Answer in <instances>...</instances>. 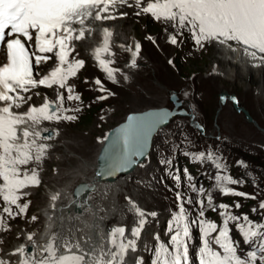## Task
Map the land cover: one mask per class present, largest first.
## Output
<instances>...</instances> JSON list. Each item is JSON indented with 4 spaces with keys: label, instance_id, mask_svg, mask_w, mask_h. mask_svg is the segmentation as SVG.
<instances>
[{
    "label": "snow or ice",
    "instance_id": "obj_1",
    "mask_svg": "<svg viewBox=\"0 0 264 264\" xmlns=\"http://www.w3.org/2000/svg\"><path fill=\"white\" fill-rule=\"evenodd\" d=\"M134 8V15H150L156 21L169 24L173 34L169 36V43L177 44V36L185 29L191 35L198 48L215 42L221 46L230 41L236 42L251 63L264 65V0H0V53H6V62L0 65V198L3 207L0 208V228H3L5 214L8 218H15L26 214L30 201L21 203L29 193L24 189L40 185L37 167L28 168L30 164L39 165L45 158L50 145L41 141L55 138L57 131L42 135L37 127L44 121L60 122L74 121L77 116L67 114L79 112V106L66 108V100L79 101L81 97L74 94V86L68 83L70 78L77 76L85 61L73 57L75 51L72 41L85 39V33H91L90 24L93 22L110 21L116 19L117 14L127 16V12H119L118 8ZM78 26V27H74ZM103 44L93 53L98 67L109 81L118 83L117 74L123 75L128 81L130 77L121 69L114 68L112 59L102 58V54L114 55L110 51V37L112 31L103 28ZM155 43L152 37H146ZM127 51L131 52V59L126 67L136 69L141 45L137 42ZM52 54V55H48ZM56 58V66L43 77L34 75V65H46ZM171 63V61H169ZM94 83L98 91L108 92L103 82L96 78ZM52 88L57 86L67 92L57 91L56 99L45 101L41 106L29 105L27 111H17L32 99L33 92L38 87ZM114 95V94H113ZM187 95V93H185ZM108 96H100L104 100ZM233 100L235 98H232ZM182 101L177 98L176 103ZM202 131V128H201ZM135 156H145L143 141H137ZM184 155L199 163L211 162L216 170L214 189L221 195L244 196L255 199L254 196L237 191L230 185H239L244 181L234 179L228 174V166L223 156L213 151L189 153ZM112 154L107 153L104 160L110 167ZM135 163V161H129ZM162 164H171V160H162ZM238 166L247 167V162L237 161ZM127 171V167L119 169ZM103 175V174H98ZM109 176L113 172H108ZM172 179L181 183L178 174L171 173ZM187 187L197 196L196 203L200 211L199 219H192L188 215L185 204L193 202L191 196L176 191L178 208L171 215L166 229L168 240L165 242L160 235L153 234L155 244L149 264H191L190 245L192 241V227L199 225L201 244L197 249L198 264H264V222L251 220L246 214L236 216L229 210L227 204H213V198L207 196V205L212 210L222 209L221 224L204 219L205 199L202 198L205 189L203 185L192 183L193 178L185 170ZM58 196H53L55 201ZM128 211L133 214L132 227H116L109 229V244L107 251L93 245L90 249L81 248L78 240L65 239L59 230L53 233L50 243L44 249L47 255L36 257L35 248L28 252L20 247L12 255L23 254L21 264H144L143 257H132L130 253L139 251V242L149 218H155V212H147L140 208L131 197H126ZM14 206V208H13ZM53 207L55 205L53 204ZM235 207L239 208L237 203ZM264 210V202L259 205ZM15 209V210H14ZM256 212L257 209H252ZM264 215V212L261 213ZM32 221L37 217L33 216ZM230 224H235L247 250L240 254V241L231 235ZM127 233V234H126ZM33 240V235H28ZM215 245L216 247H213ZM73 249H79L74 252ZM63 250L66 254H61ZM0 264H10L0 258Z\"/></svg>",
    "mask_w": 264,
    "mask_h": 264
},
{
    "label": "rangeland",
    "instance_id": "obj_2",
    "mask_svg": "<svg viewBox=\"0 0 264 264\" xmlns=\"http://www.w3.org/2000/svg\"><path fill=\"white\" fill-rule=\"evenodd\" d=\"M121 24L122 26H119V29H120L119 32H120V38L122 39H128L133 35H142L143 32H145L146 30H149L143 25V23L136 21V20L123 21L121 22ZM150 31L151 33H157V31L153 32L154 30H150ZM148 47H149V50H151L153 53L156 54L152 56L153 58L152 61L156 63V67L154 68V71H151L148 74H144V78L147 80V82L155 86L157 85V81L163 84H170L169 83L170 80L180 81L179 75L175 74V71L168 66L166 60H164L163 58V55L157 52L151 45H148ZM221 58H223V56L219 54V51L216 49H213V52L210 53L206 57V59L182 65V72L183 74L192 73V72H197L200 74H207V73H214L215 72L214 70L217 68L221 71H225L226 73H230V72L233 73L232 75L236 77V81L232 85L238 90L249 88V87H257L259 89L264 90V70L263 69L257 70L256 72L255 70H252L251 72L246 69H241L237 66L233 67L232 64L230 65L228 62H226L225 60ZM231 69H234L235 72L231 71ZM221 82H223V80H221ZM250 91H245L247 95L251 96V100H249V105L264 106V101L260 97H258L257 95H255L254 93ZM162 102H163V94L162 92H159L158 90L156 91V95H154L153 98H148L145 96L138 98L137 96L132 95L130 92L124 91L120 97L119 102L118 103L116 102L118 111L113 117V120L112 121L110 120L109 124L104 126L102 131L108 128L114 129L116 127V124L120 122L121 120H123L126 112H131L137 109L150 107V106L162 103ZM254 112L256 115H258L260 124L264 126V110H257V111L254 110ZM98 122L99 120L92 122L87 127V129L86 128L85 129L86 130L90 129L92 133L94 132L96 133L100 127ZM223 125L233 135L238 134L239 136L247 139L250 142L264 145V136L260 132L255 130L253 128L254 126L246 127L243 123L242 125L241 124L239 125L238 123H236V116L233 114L232 110H230L226 114V116L223 118ZM93 129H94V132H93ZM244 132L247 133L246 136H244ZM91 145L89 147V150H91ZM96 147L97 149L93 147L92 151H89V150L85 152L82 151L81 156H79L76 160L67 158L62 161H56L55 159L53 162L55 163L60 162L61 167H64L66 171L69 172L71 168L72 170H74L76 166H83L84 164L83 162L85 161L92 162L95 159L94 151L98 150L97 144H96ZM251 157H253L255 160L258 159V157H255V156H251ZM260 160L262 162L264 161V159L262 158H260ZM47 178L48 180H50V182L53 181L51 185L59 184L61 187L68 186V185H64L65 183H68V182L65 181L63 178H61V176L58 177V175L52 169L50 171L49 176L47 175ZM55 185L50 186L49 184V188H52ZM43 189L45 190H43L41 193L42 198L38 196V203L36 207L37 210H40V209L43 210L44 208L42 207V204L44 201L43 195L47 194V188L43 186ZM44 202H47V199ZM41 218H44V217L41 215Z\"/></svg>",
    "mask_w": 264,
    "mask_h": 264
},
{
    "label": "water",
    "instance_id": "obj_3",
    "mask_svg": "<svg viewBox=\"0 0 264 264\" xmlns=\"http://www.w3.org/2000/svg\"><path fill=\"white\" fill-rule=\"evenodd\" d=\"M169 116L166 112L158 110H150L145 113H133L128 120L115 127L111 132V137L104 147L101 155L102 169L100 174L104 177H111L108 172H113L115 176L119 172H127L131 170L135 163H129L133 160V152L137 150V141H143V151L145 155L148 152L150 140L155 130L162 126ZM107 153L112 154L110 167L105 163V156ZM140 158H143L139 156ZM127 167V171H120L119 169Z\"/></svg>",
    "mask_w": 264,
    "mask_h": 264
},
{
    "label": "bare ground",
    "instance_id": "obj_4",
    "mask_svg": "<svg viewBox=\"0 0 264 264\" xmlns=\"http://www.w3.org/2000/svg\"><path fill=\"white\" fill-rule=\"evenodd\" d=\"M121 21L122 20H118L114 24L117 25L118 27L119 25L122 26ZM220 55H223L222 51L220 52ZM260 69L262 68L249 69V71L252 72V70H255L256 72L257 70H260ZM231 70L234 71V69H231ZM216 71H220V70L216 68ZM122 174L123 173H120L119 176H121ZM120 179H122V177ZM116 187L117 185L115 184V188ZM100 188L101 189L99 190V192H100V200H101V198L105 197V194L107 192V187L102 184L100 185ZM71 193L72 191H70V194ZM70 194L68 195V197H70ZM58 195L59 193L54 192L49 196L50 203L46 205V209L44 211V213H49L52 210L51 213L48 214V215H51L50 220L47 222V224L49 225L48 228H51L52 224H55V222H57V228L55 232L59 230V232H72L73 233V226L77 225L79 230L82 231L81 233L83 236L88 237L94 241L92 242L93 245H96V246L101 245L100 243H102L103 234H104L103 226H106L105 222L101 221V218H104L106 215H109L112 207L104 203L100 205V210H98L96 205L92 204L91 202L87 204V201H83L82 204L84 205V208L80 211H76L75 209L72 210V208L71 210L69 208L65 209V207H63V205L61 204L57 205L56 208L54 209L53 204L55 203V201L52 200V197L58 196ZM45 198H47V196ZM85 204H87V206H85Z\"/></svg>",
    "mask_w": 264,
    "mask_h": 264
}]
</instances>
